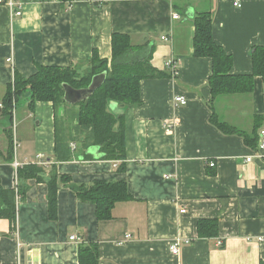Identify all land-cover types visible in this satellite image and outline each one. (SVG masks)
<instances>
[{
    "label": "crops",
    "instance_id": "0c3cea01",
    "mask_svg": "<svg viewBox=\"0 0 264 264\" xmlns=\"http://www.w3.org/2000/svg\"><path fill=\"white\" fill-rule=\"evenodd\" d=\"M17 1L23 14L13 19L0 5V185L25 191L17 196L16 228L0 218V264H80L79 249L88 244L97 246L99 264H263L264 155L257 150L264 76L255 75L251 93L213 98V62L195 55L193 19L210 11L214 39L233 58L231 73L251 74L253 53L264 47V0H241V7L233 0ZM115 33L129 35L144 54L152 52L151 64L163 73L141 80L139 105L118 107L125 112L126 169L114 159L86 158L87 149L76 142L72 157L60 161L54 103L39 101L30 110L26 102L21 117L17 103L7 114L8 87L16 73L28 77L40 65L81 73L95 53L110 63ZM171 56L178 63L174 76L165 64ZM182 94L187 104L175 105ZM168 118L179 121L169 134ZM214 119L241 132H223ZM13 124L19 146L10 157ZM40 154L50 161L42 179L19 181L15 157L26 164ZM55 173L71 179L59 180L57 217L51 219L48 183ZM98 180L128 182L131 198L114 205L111 219L98 220L96 205L81 201L70 186ZM200 219L218 220L217 235L199 236ZM177 237L191 242L174 254L169 245Z\"/></svg>",
    "mask_w": 264,
    "mask_h": 264
},
{
    "label": "trees",
    "instance_id": "16d2710c",
    "mask_svg": "<svg viewBox=\"0 0 264 264\" xmlns=\"http://www.w3.org/2000/svg\"><path fill=\"white\" fill-rule=\"evenodd\" d=\"M63 4L76 0H61ZM195 25L193 46L195 55L211 58L212 74L209 85L213 98L218 95L251 93L254 88L255 75L264 76V47H256L253 53V72L251 74L235 75L231 73L233 58L214 39L212 34L213 19L210 11L194 16ZM113 55L110 63L107 59L100 58L95 53L89 61L90 67L84 72H79L73 66H39L38 71L28 77H22L16 73L14 83L10 84L5 94L3 110L7 114L12 113L21 99H27L28 107L33 110L39 101L54 103L56 116V153L60 161H67L72 157L71 143L76 142L84 151L91 146H99L104 154L101 158L116 160L120 163V170L125 171L126 165V136H125V112L116 113L110 108L111 103L126 110L128 107L141 103L140 83L144 78L161 76L151 64L152 52L144 54L145 47H134L131 38L127 34L115 33L112 41ZM106 73L105 81L88 99L79 104H70L65 101L64 84L69 83L76 89L87 87L92 83L95 75ZM76 108L66 120V113L61 117L58 108ZM223 132L240 133L238 129L227 122L214 119ZM260 127L254 126V132ZM10 150L12 157L13 139L9 133ZM248 143H252L250 136L246 135ZM255 141V139H254ZM86 158L93 159L89 154ZM48 163H26L18 167V179L26 180L36 178L41 180V173L46 170ZM55 173L48 183L50 218L57 217V190L59 180L70 183V175ZM71 188L81 201L94 203L97 209L98 220L111 219L113 207L117 202L127 201L131 198L128 190V182L98 180L92 185H77L72 183ZM25 189L22 186L7 189L0 185V218L8 219L16 228L17 199ZM219 229L218 220L200 219L198 235L201 237H214ZM80 264H99V252L94 244L82 245L79 249ZM264 264V262H263Z\"/></svg>",
    "mask_w": 264,
    "mask_h": 264
},
{
    "label": "built area",
    "instance_id": "2783aa9c",
    "mask_svg": "<svg viewBox=\"0 0 264 264\" xmlns=\"http://www.w3.org/2000/svg\"><path fill=\"white\" fill-rule=\"evenodd\" d=\"M0 5H5L6 8L8 9V11L10 12V18L13 19V18H16V17H20L22 16L23 14V5L21 2L17 1V0H0ZM233 5L235 7L239 6L241 7L242 6V3H241V0H233ZM173 17L175 19L179 18V15L176 13L173 15ZM164 40L166 39H169L167 36H164L163 37ZM10 61L12 59H9ZM166 67L170 68L172 70V74L173 76L175 74H177V71H178V63L177 61L175 60V58L173 56H171L170 58L167 59L166 61ZM173 102L175 105H185L187 104L188 102V99L185 95H176L173 99ZM15 108V107H14ZM179 124V121L177 118H168V120H165V123H164V129H165V132L166 133H171ZM14 127H13V130H14V139H15V144H14V153H16L17 151V148L19 146V143L16 139V128L17 126L15 124H13ZM260 133V140H259V143H258V150H257V154L258 156H263L264 155V128L260 129L259 131ZM76 145L73 144V147H75ZM252 160V157H247L246 161L247 162H250ZM38 162L39 164L40 163H48L47 162V159L45 158V156L43 154H40L38 156ZM215 163H211V165H214ZM13 165H14V168H16V170L18 171V167H21L23 166L24 164L19 162L17 157H15L14 161H13ZM116 166L117 163L115 164ZM182 213H185V210H182L181 211ZM128 236H130V234H128ZM127 236V237H128ZM71 238L73 240H78L79 238L76 237V235H72ZM259 240H262L264 239L263 236H260L258 238ZM191 240L190 239H186V240H183L182 238L180 237H177V238H174L172 240V242L170 243L169 245V250H171V252H173L174 254H179L181 252L180 248H181V245L183 243H190ZM217 244L218 245H221L222 244V240L221 239H218L217 240Z\"/></svg>",
    "mask_w": 264,
    "mask_h": 264
},
{
    "label": "water",
    "instance_id": "95a60500",
    "mask_svg": "<svg viewBox=\"0 0 264 264\" xmlns=\"http://www.w3.org/2000/svg\"><path fill=\"white\" fill-rule=\"evenodd\" d=\"M193 14H189V17H192ZM106 73L97 74L93 77L92 83L87 86L83 87L81 89H76L69 83L64 84V95H65V101L70 104H79L83 100L88 99L90 96L93 95V93L96 91V89L103 84L105 81ZM110 108H112L116 113H122L121 110L118 108V105L116 103H111ZM88 154L93 155L95 158H100L104 154L99 150V146H92L87 149L86 151Z\"/></svg>",
    "mask_w": 264,
    "mask_h": 264
},
{
    "label": "rangeland",
    "instance_id": "374dc122",
    "mask_svg": "<svg viewBox=\"0 0 264 264\" xmlns=\"http://www.w3.org/2000/svg\"><path fill=\"white\" fill-rule=\"evenodd\" d=\"M26 102H28L27 99H21V100L18 102V111H19V116H20V117H21V113L24 112L23 108L26 106ZM58 110H59V113L61 114V117L64 116V114L66 113V120L68 121V120H70V116H69V115H70L73 111H76V110H78V109L68 107V108H66V111H64V109H62V108H58ZM61 112H62V113H61ZM37 122H38V119L36 120L35 123H37Z\"/></svg>",
    "mask_w": 264,
    "mask_h": 264
}]
</instances>
